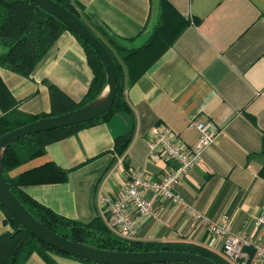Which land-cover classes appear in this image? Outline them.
Returning <instances> with one entry per match:
<instances>
[{
  "label": "crops",
  "instance_id": "crops-1",
  "mask_svg": "<svg viewBox=\"0 0 264 264\" xmlns=\"http://www.w3.org/2000/svg\"><path fill=\"white\" fill-rule=\"evenodd\" d=\"M72 1L81 7L87 23H101L116 37L129 40V47L144 43L157 22L159 0ZM166 1L189 24L132 85L125 86L128 110L47 144L43 155L10 174L48 161L69 169L66 182L31 184L22 189L65 217L88 221L100 216L108 223L100 198L113 195L129 179L131 170L144 168L156 178L172 166L162 160L149 161L151 128L166 126L177 140L191 146L198 132L189 121L210 120L219 132L177 191L209 218L225 215L232 233L264 246V230L255 225V218L264 215V178L259 174L264 135V0ZM0 77L17 109L33 115L52 109L45 81L76 104L86 94L93 71L79 41L65 30L29 76L0 65ZM129 131L131 139L125 151L115 155L114 139ZM155 207L156 216L140 221L137 239L180 240L215 252L222 250V237L194 223L181 206L157 200ZM4 218L0 209V233L8 228ZM49 261L93 264L51 251L32 252L22 264H51ZM247 264L264 261L253 253Z\"/></svg>",
  "mask_w": 264,
  "mask_h": 264
},
{
  "label": "trees",
  "instance_id": "trees-1",
  "mask_svg": "<svg viewBox=\"0 0 264 264\" xmlns=\"http://www.w3.org/2000/svg\"><path fill=\"white\" fill-rule=\"evenodd\" d=\"M82 19L99 37L108 49L116 69V95L114 102L103 115L79 125L30 134L14 140L4 151L2 159L3 175L9 189L19 202L43 225L56 233L74 241L84 242L103 249L120 251L179 250L201 254L216 264H234L222 251L215 252L203 245L187 241L140 240L115 231L100 216L88 221L60 215L30 197L22 187L31 184L66 182L69 169H64L52 161L23 170L15 175L11 171L22 164L45 153L47 144L68 136L88 124L111 116L117 111H126L124 101L125 86L132 85L145 70L168 48L189 24L166 0H159L157 22L144 43L136 47L126 45L129 40L113 35L101 23H87L80 12V6L72 0H55ZM90 24V25H89ZM69 30L83 47L93 71L89 88L79 103H71L61 95L59 89L45 81L50 92L52 109L49 113L25 114L17 109V102L0 77V136L16 127L43 116H51L76 109L93 100L105 86L104 67L93 48L64 22L42 9L30 0H0V65L23 76H29L36 64L55 43L59 35ZM58 103L60 108H56ZM131 139V132L114 139L113 151L121 155ZM253 154H250L252 156ZM259 155L263 165L259 174L264 178V135ZM113 161L109 163V165ZM8 228L0 233V264H22L32 252L51 251L70 256L80 261L102 264L65 254L47 245L23 227L1 204ZM249 258L254 249L247 247ZM53 264L51 261H49ZM150 264H192L185 261L155 262Z\"/></svg>",
  "mask_w": 264,
  "mask_h": 264
},
{
  "label": "built area",
  "instance_id": "built-area-1",
  "mask_svg": "<svg viewBox=\"0 0 264 264\" xmlns=\"http://www.w3.org/2000/svg\"><path fill=\"white\" fill-rule=\"evenodd\" d=\"M189 126L198 132L196 142L187 146L174 136L166 126L151 128L148 143L149 161L171 162L167 170L159 177L149 176L144 168L130 171L129 179L113 195L100 198L108 215V224L117 232L134 237L142 219L156 216L157 200L174 206H181L185 214L197 225L204 226L211 234L222 237V253L234 264H247V247L254 249V255L264 261V246L255 243L251 237L234 234L230 231L227 217L217 220L209 218L197 209L177 191L185 174L195 167L202 158L205 149L210 146L219 132L210 120L189 121ZM255 225L264 230V215L255 218Z\"/></svg>",
  "mask_w": 264,
  "mask_h": 264
},
{
  "label": "water",
  "instance_id": "water-1",
  "mask_svg": "<svg viewBox=\"0 0 264 264\" xmlns=\"http://www.w3.org/2000/svg\"><path fill=\"white\" fill-rule=\"evenodd\" d=\"M51 13L76 32L95 51L104 67L105 86L90 102L61 114L43 116L0 136V204L28 231L47 245L68 255L102 264H150L185 261L192 264H216L201 254L179 250L120 251L103 249L84 242L70 240L49 229L37 220L11 192L3 175L2 159L5 149L18 138L92 121L111 108L116 95L114 61L99 37L73 12L55 0H30Z\"/></svg>",
  "mask_w": 264,
  "mask_h": 264
}]
</instances>
